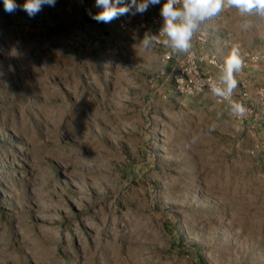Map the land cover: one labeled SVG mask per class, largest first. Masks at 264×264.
I'll return each instance as SVG.
<instances>
[{
  "label": "rangeland",
  "instance_id": "1",
  "mask_svg": "<svg viewBox=\"0 0 264 264\" xmlns=\"http://www.w3.org/2000/svg\"><path fill=\"white\" fill-rule=\"evenodd\" d=\"M89 10L0 0V264H264V113L182 96L162 51ZM210 36L264 86V18L226 9Z\"/></svg>",
  "mask_w": 264,
  "mask_h": 264
},
{
  "label": "clouds",
  "instance_id": "2",
  "mask_svg": "<svg viewBox=\"0 0 264 264\" xmlns=\"http://www.w3.org/2000/svg\"><path fill=\"white\" fill-rule=\"evenodd\" d=\"M57 0H24L22 6L16 0H3L4 10L8 13L18 7L34 18L45 6L54 7ZM161 5L162 26L158 35H146L142 43L145 48L163 43L175 53H191L193 38L207 22L219 17L226 9H235L241 17L264 18V0H95L99 12L89 15L98 23H111L127 15H143L150 6ZM251 21L245 19L240 28L247 31ZM165 37L162 41L160 36ZM244 66L239 47H232L220 67V73L210 83V91L218 102L229 101L232 113L243 116L245 106L233 99L238 87L236 75Z\"/></svg>",
  "mask_w": 264,
  "mask_h": 264
},
{
  "label": "built area",
  "instance_id": "3",
  "mask_svg": "<svg viewBox=\"0 0 264 264\" xmlns=\"http://www.w3.org/2000/svg\"><path fill=\"white\" fill-rule=\"evenodd\" d=\"M164 2L162 0L161 4ZM160 7L158 13L151 18V23L154 27L151 35H158L162 26V18L160 16ZM140 25L145 26L146 22ZM119 26L128 34L136 31L137 25L121 21ZM160 36L161 41L164 39ZM198 39L204 40L203 36H198ZM155 46H164L163 43L154 44ZM162 60L170 66L169 77L172 80L173 87L182 96L186 98H197L205 94H211L210 83L218 73L213 71L211 67L220 70L223 62L219 61L216 56L204 57L198 54L196 50L191 49V53L177 55L170 48L164 46L162 52ZM238 94H233V99L242 103L245 108V114L241 116L234 115L231 107L229 108L230 116L242 125H247L255 128L259 121V114L264 113V86L252 87L248 81H242L238 84ZM212 95V94H211ZM217 101V99L214 97ZM218 102V101H217ZM221 104H229V101L218 102Z\"/></svg>",
  "mask_w": 264,
  "mask_h": 264
},
{
  "label": "crops",
  "instance_id": "4",
  "mask_svg": "<svg viewBox=\"0 0 264 264\" xmlns=\"http://www.w3.org/2000/svg\"><path fill=\"white\" fill-rule=\"evenodd\" d=\"M162 2V0H161ZM158 8L159 5H155V6H150L149 9L147 10V12H145L143 15L137 14V15H127V16H123L120 17L119 19H115L113 20L111 23H107V26L105 28V30L109 29L110 34L114 37V38H119V37H123L124 36V31L120 28L119 23L121 21H125L128 23H132L135 25H139L143 22L147 23V26L144 28H137L136 32L139 31L141 32V35H143V39L146 38V35H151L154 27L151 23V18L153 16H155L158 13ZM212 21L207 22L205 25L202 26V29L200 32H198L196 34V36L193 38L192 44H193V50H196L198 52V54L203 55L204 57H208V56H216L218 58L219 61L223 62L224 61V57L222 55V53L218 50V49H214L213 47V43L210 41V26ZM98 22L94 21L93 24L97 25L98 27H100L98 24ZM202 35L204 40H200L198 39V36ZM154 48L160 50L163 52L164 50V46H155L154 44L152 45ZM177 55H183L185 53H175ZM211 69L215 72H217L218 74L220 73V70H217L214 67H211ZM240 77V76H238ZM237 79V76H236ZM214 99V97L211 94H205L202 96H199L197 98H194L193 100H197V99Z\"/></svg>",
  "mask_w": 264,
  "mask_h": 264
}]
</instances>
